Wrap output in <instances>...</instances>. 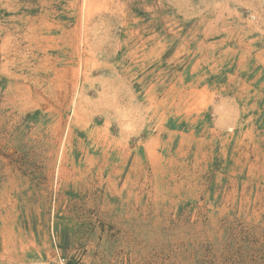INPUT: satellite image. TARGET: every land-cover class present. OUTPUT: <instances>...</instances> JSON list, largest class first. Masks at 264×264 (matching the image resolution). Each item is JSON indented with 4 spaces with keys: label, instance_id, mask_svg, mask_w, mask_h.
Returning a JSON list of instances; mask_svg holds the SVG:
<instances>
[{
    "label": "rangeland",
    "instance_id": "1",
    "mask_svg": "<svg viewBox=\"0 0 264 264\" xmlns=\"http://www.w3.org/2000/svg\"><path fill=\"white\" fill-rule=\"evenodd\" d=\"M0 264H264V0H0Z\"/></svg>",
    "mask_w": 264,
    "mask_h": 264
}]
</instances>
